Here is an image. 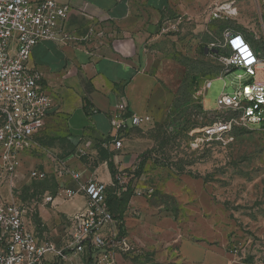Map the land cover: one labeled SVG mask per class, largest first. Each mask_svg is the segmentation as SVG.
I'll use <instances>...</instances> for the list:
<instances>
[{
    "label": "rangeland",
    "instance_id": "rangeland-1",
    "mask_svg": "<svg viewBox=\"0 0 264 264\" xmlns=\"http://www.w3.org/2000/svg\"><path fill=\"white\" fill-rule=\"evenodd\" d=\"M230 3L238 9L236 17L209 21L208 28L205 17L197 20L195 36L202 44L196 58L183 60L185 83L166 121L152 120L127 134L140 144L135 164L118 175L122 186L129 187L115 226L118 240H127L130 247L118 250L124 264H194L188 260L195 258L191 248L211 252L215 261H264V132H206L226 117L217 111L218 98L233 94L242 82L238 76L244 74L236 69L220 78L222 65L205 49L208 43L229 29L252 40V48L264 58V0H213L202 15ZM207 80L213 83L202 98L198 92ZM36 141L15 184L6 183L23 201L25 191L34 187L41 192L64 173L65 153L57 146L65 140L40 133ZM35 167L46 170L48 180H31L29 172Z\"/></svg>",
    "mask_w": 264,
    "mask_h": 264
},
{
    "label": "crops",
    "instance_id": "crops-1",
    "mask_svg": "<svg viewBox=\"0 0 264 264\" xmlns=\"http://www.w3.org/2000/svg\"><path fill=\"white\" fill-rule=\"evenodd\" d=\"M55 1L69 8L61 24L65 32L83 38L96 24L104 37L67 44L43 41L34 48L29 66L42 73L53 98V108L39 134L65 140L57 151L65 153L64 165L80 172L83 181L94 179L111 187L114 181L99 148L111 135L110 113L124 100L132 113L151 116L156 123L166 121L185 83L187 65L183 60L196 58L202 44L195 36L196 22L205 17L209 24L206 10L213 0ZM212 43L205 48L211 55ZM139 141L133 134L123 137L122 149L114 151L119 171L135 164ZM80 150L86 156L74 158ZM30 159L29 154L24 156L23 165ZM53 183L41 192L36 193L34 187L25 191V201L15 197L6 183V187L0 184V193L24 206L29 232L40 242H52L66 255L64 260L47 254L44 264H96L98 250L88 247L76 253L71 246L73 218L87 211V199L78 195L66 201L56 194V188L65 184L77 188L66 176ZM112 229H106L105 236ZM191 249L195 258L188 260L194 264H264L233 258L215 261L211 252Z\"/></svg>",
    "mask_w": 264,
    "mask_h": 264
},
{
    "label": "built area",
    "instance_id": "built-area-1",
    "mask_svg": "<svg viewBox=\"0 0 264 264\" xmlns=\"http://www.w3.org/2000/svg\"><path fill=\"white\" fill-rule=\"evenodd\" d=\"M68 11L67 6L55 0H0V184H15L24 156L37 148L36 137L53 108V98L43 84L42 73L29 66L34 48L43 41L67 44L104 37L96 24L83 38L65 32L61 24ZM209 13L213 21L236 17L238 9L230 3L212 8ZM209 49L222 65L220 78L236 69L243 70L244 74L238 76L242 82L233 94L222 93L218 98L217 111L227 114L213 122L207 134L229 135L236 129L264 132V58L243 35L229 29ZM212 83L211 80L204 82L198 92L200 97H204ZM151 122V116L132 113L121 100L110 113V142L103 146L112 151L121 150L123 137L129 130ZM85 156V151L80 150L73 157ZM61 166L64 173L59 177L66 176L77 188L62 185L57 195L66 201L78 195L87 199V211L73 218L72 248L76 253L88 247L98 250L96 264H120L118 250L127 252L130 247L127 240H118L117 222L107 205L109 186L94 179L83 181L82 174L69 169L63 161ZM29 175L36 181L49 178V173L39 167L32 168ZM118 180L123 187L122 180ZM25 214L24 206L0 193V264H44L50 253L65 260L66 255L52 242H40L27 230ZM109 227L113 229L107 237L104 232Z\"/></svg>",
    "mask_w": 264,
    "mask_h": 264
},
{
    "label": "trees",
    "instance_id": "trees-1",
    "mask_svg": "<svg viewBox=\"0 0 264 264\" xmlns=\"http://www.w3.org/2000/svg\"><path fill=\"white\" fill-rule=\"evenodd\" d=\"M247 40L252 41L250 39H247ZM241 130H244V129H241ZM129 131L127 132V134L129 133ZM109 142H110L109 138L104 139L103 141L99 143V148H100V155L102 159H104L107 162L108 168L110 170V173L114 181L113 185L111 187H108V190H107V205H108L109 211L112 214L114 220L117 222L121 220L117 218L120 216V213L122 211V208L119 207L121 204V200L123 197H125L128 194L129 187L128 186L120 187L118 184V175L120 171H119L118 165L116 164V160H115L116 154L111 149H108L103 146L104 143H109ZM57 191L58 189L56 188V194H57ZM116 211H118L119 214L116 215L115 214Z\"/></svg>",
    "mask_w": 264,
    "mask_h": 264
},
{
    "label": "water",
    "instance_id": "water-1",
    "mask_svg": "<svg viewBox=\"0 0 264 264\" xmlns=\"http://www.w3.org/2000/svg\"><path fill=\"white\" fill-rule=\"evenodd\" d=\"M246 91L249 92L250 90L247 88Z\"/></svg>",
    "mask_w": 264,
    "mask_h": 264
}]
</instances>
